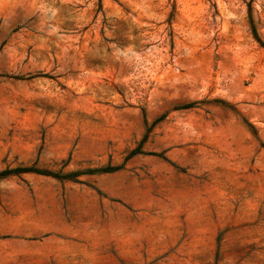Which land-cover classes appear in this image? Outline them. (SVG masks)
<instances>
[{
    "label": "rangeland",
    "instance_id": "rangeland-1",
    "mask_svg": "<svg viewBox=\"0 0 264 264\" xmlns=\"http://www.w3.org/2000/svg\"><path fill=\"white\" fill-rule=\"evenodd\" d=\"M16 168L0 264H264V0H0Z\"/></svg>",
    "mask_w": 264,
    "mask_h": 264
},
{
    "label": "trees",
    "instance_id": "trees-1",
    "mask_svg": "<svg viewBox=\"0 0 264 264\" xmlns=\"http://www.w3.org/2000/svg\"><path fill=\"white\" fill-rule=\"evenodd\" d=\"M253 35H254L255 39L258 40V37H257L256 32H255L254 29H253ZM12 173H15V174H20V173H38V174H44L42 172H38V170H35L33 168H16L14 170H5V171L0 172V178L1 177H4L6 175H10ZM44 175H49V174H44Z\"/></svg>",
    "mask_w": 264,
    "mask_h": 264
}]
</instances>
